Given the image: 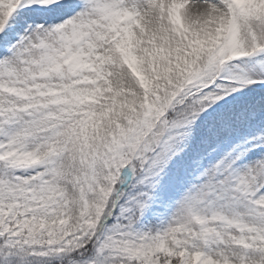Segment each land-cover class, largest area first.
<instances>
[{
	"label": "snow or ice",
	"instance_id": "1",
	"mask_svg": "<svg viewBox=\"0 0 264 264\" xmlns=\"http://www.w3.org/2000/svg\"><path fill=\"white\" fill-rule=\"evenodd\" d=\"M0 264H264V0H0Z\"/></svg>",
	"mask_w": 264,
	"mask_h": 264
}]
</instances>
